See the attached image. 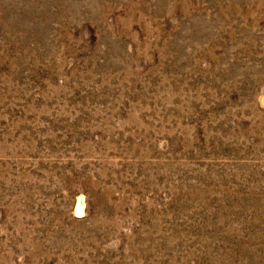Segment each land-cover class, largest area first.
Segmentation results:
<instances>
[{"label":"rangeland","instance_id":"374dc122","mask_svg":"<svg viewBox=\"0 0 264 264\" xmlns=\"http://www.w3.org/2000/svg\"><path fill=\"white\" fill-rule=\"evenodd\" d=\"M0 264H264V0H0Z\"/></svg>","mask_w":264,"mask_h":264}]
</instances>
